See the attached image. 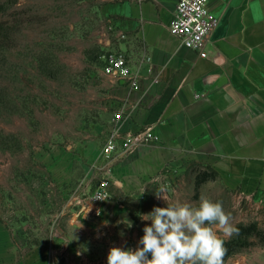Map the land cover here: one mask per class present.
I'll use <instances>...</instances> for the list:
<instances>
[{
  "label": "rangeland",
  "instance_id": "374dc122",
  "mask_svg": "<svg viewBox=\"0 0 264 264\" xmlns=\"http://www.w3.org/2000/svg\"><path fill=\"white\" fill-rule=\"evenodd\" d=\"M100 2L0 0V264L16 254L107 264L110 247L138 246L151 224L141 214L167 206L161 188L168 204L204 196L222 203L234 227L256 222L264 231V200L230 187L204 161L158 175L142 196L113 184L94 214L87 195L102 176L110 132L103 67L120 51ZM250 239L223 264H264V237Z\"/></svg>",
  "mask_w": 264,
  "mask_h": 264
},
{
  "label": "crops",
  "instance_id": "0c3cea01",
  "mask_svg": "<svg viewBox=\"0 0 264 264\" xmlns=\"http://www.w3.org/2000/svg\"><path fill=\"white\" fill-rule=\"evenodd\" d=\"M175 4L99 3L100 14L111 19L119 50L140 71L137 88L106 75L110 131L151 127L157 136L129 154L119 144L103 160L107 190L114 184L122 194L142 196L158 175L178 174L182 166L204 161L230 187L264 200V0H210L218 24L207 57L170 32ZM145 54L150 61L140 65ZM117 110H122L120 120H114ZM12 257L9 264H57L38 254L28 262Z\"/></svg>",
  "mask_w": 264,
  "mask_h": 264
},
{
  "label": "clouds",
  "instance_id": "9594fccd",
  "mask_svg": "<svg viewBox=\"0 0 264 264\" xmlns=\"http://www.w3.org/2000/svg\"><path fill=\"white\" fill-rule=\"evenodd\" d=\"M165 190L156 193L166 202L141 214L145 224L136 248L110 247L107 264H223L227 249L224 239L238 233L230 213L221 202L201 196L198 205L168 204ZM127 227H133L127 221Z\"/></svg>",
  "mask_w": 264,
  "mask_h": 264
},
{
  "label": "built area",
  "instance_id": "2783aa9c",
  "mask_svg": "<svg viewBox=\"0 0 264 264\" xmlns=\"http://www.w3.org/2000/svg\"><path fill=\"white\" fill-rule=\"evenodd\" d=\"M210 0H176L174 13L170 21V32L178 37L184 46L198 51L200 56L207 57L206 45L213 29L218 24V17L209 7ZM150 61V56L145 54L139 64ZM105 75L118 80L126 81L131 87L139 86L140 71L138 68H132L130 60L124 51H117L109 54L103 67ZM122 118V110H117L114 114V120ZM157 138L152 132L151 127L137 133L122 134L118 127H114L106 137L103 147V153L110 157L121 145V152L129 154L145 140ZM108 169L106 170V172ZM108 177L105 173L100 177L98 185L87 195L94 204L93 212L99 215L101 204L110 197L107 190Z\"/></svg>",
  "mask_w": 264,
  "mask_h": 264
},
{
  "label": "trees",
  "instance_id": "16d2710c",
  "mask_svg": "<svg viewBox=\"0 0 264 264\" xmlns=\"http://www.w3.org/2000/svg\"><path fill=\"white\" fill-rule=\"evenodd\" d=\"M235 228L238 229V233L232 235L230 238L224 239V246L227 251L223 260L238 252L242 247L250 245L252 242L250 239L251 237H264V231L256 224V222H240Z\"/></svg>",
  "mask_w": 264,
  "mask_h": 264
}]
</instances>
